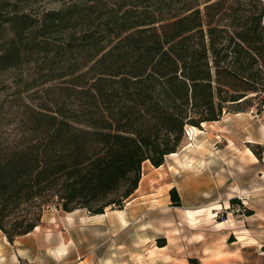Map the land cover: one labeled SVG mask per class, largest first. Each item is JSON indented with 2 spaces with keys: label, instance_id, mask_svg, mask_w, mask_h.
I'll use <instances>...</instances> for the list:
<instances>
[{
  "label": "trees",
  "instance_id": "trees-1",
  "mask_svg": "<svg viewBox=\"0 0 264 264\" xmlns=\"http://www.w3.org/2000/svg\"><path fill=\"white\" fill-rule=\"evenodd\" d=\"M44 1L0 0L9 243L52 199L65 213L121 211L142 165L160 167L187 127L264 106L261 0H57L41 11Z\"/></svg>",
  "mask_w": 264,
  "mask_h": 264
},
{
  "label": "rangeland",
  "instance_id": "rangeland-1",
  "mask_svg": "<svg viewBox=\"0 0 264 264\" xmlns=\"http://www.w3.org/2000/svg\"><path fill=\"white\" fill-rule=\"evenodd\" d=\"M179 1L173 0L174 6ZM63 4L44 1L39 10H57ZM1 133L9 139L15 136L11 129L3 128ZM175 154L166 156L158 168L149 162L142 165L138 188L122 213L107 208L102 214H107L104 224L111 223V236L108 228L91 227L98 234L78 260L235 264L232 254L238 250L243 261L264 254V106L259 112L255 107L240 113L224 111L216 122L187 127ZM172 188L178 205L170 200ZM64 213L52 199L41 218ZM78 213L93 217L86 210ZM115 222L126 223V232L119 234ZM214 251L216 256L224 251L229 259H211Z\"/></svg>",
  "mask_w": 264,
  "mask_h": 264
},
{
  "label": "crops",
  "instance_id": "crops-1",
  "mask_svg": "<svg viewBox=\"0 0 264 264\" xmlns=\"http://www.w3.org/2000/svg\"><path fill=\"white\" fill-rule=\"evenodd\" d=\"M78 211L80 210L64 213V216L60 214L43 216L31 233L16 237L12 243H9L0 232V264H88L91 262L90 259L78 260L80 256L86 255L83 252L84 247H88L98 234L97 229L91 227L97 224L99 228H108V236H111V223L104 224L107 219L106 213L105 216L88 217ZM124 222L114 223L120 228L119 234L126 232ZM119 241L122 240H117L118 243ZM219 253L222 255L216 256L214 251L211 259H229V255L224 251ZM252 255L253 258L255 257L254 260L245 258L247 261H243L241 251L238 250L232 254V260L235 264H264V254ZM113 263L106 261L103 264Z\"/></svg>",
  "mask_w": 264,
  "mask_h": 264
},
{
  "label": "bare ground",
  "instance_id": "bare-ground-1",
  "mask_svg": "<svg viewBox=\"0 0 264 264\" xmlns=\"http://www.w3.org/2000/svg\"><path fill=\"white\" fill-rule=\"evenodd\" d=\"M194 130H195V129H194ZM249 154H250V153H249ZM169 156H174V157H175V156H176V154H171V155H169ZM117 212H118V211H117ZM119 213H120V212H119Z\"/></svg>",
  "mask_w": 264,
  "mask_h": 264
},
{
  "label": "built area",
  "instance_id": "built-area-1",
  "mask_svg": "<svg viewBox=\"0 0 264 264\" xmlns=\"http://www.w3.org/2000/svg\"><path fill=\"white\" fill-rule=\"evenodd\" d=\"M185 133H187V128L185 129Z\"/></svg>",
  "mask_w": 264,
  "mask_h": 264
}]
</instances>
